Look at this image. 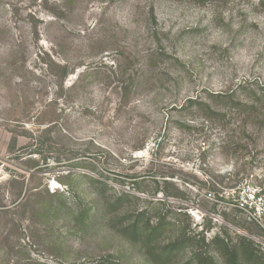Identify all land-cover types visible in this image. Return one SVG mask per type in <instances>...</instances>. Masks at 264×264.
Returning a JSON list of instances; mask_svg holds the SVG:
<instances>
[{
  "label": "rangeland",
  "instance_id": "1",
  "mask_svg": "<svg viewBox=\"0 0 264 264\" xmlns=\"http://www.w3.org/2000/svg\"><path fill=\"white\" fill-rule=\"evenodd\" d=\"M243 87H264V0H0V264H154L119 220L172 210L151 188L115 212L119 187L135 194L127 175H173L182 227L211 221L208 240L226 228L264 253V232L233 222L264 229V114L231 107ZM188 99L215 114L177 111ZM205 174L218 198L198 190Z\"/></svg>",
  "mask_w": 264,
  "mask_h": 264
},
{
  "label": "trees",
  "instance_id": "2",
  "mask_svg": "<svg viewBox=\"0 0 264 264\" xmlns=\"http://www.w3.org/2000/svg\"><path fill=\"white\" fill-rule=\"evenodd\" d=\"M150 15L153 17V12L150 11ZM66 67H62L65 70L64 76L67 75ZM87 75L86 72H82L78 78L79 82H82V78ZM133 83L122 88L123 95L128 96L131 92V86ZM75 84L71 88H75ZM245 96V99L229 96L231 107L235 110L250 114L251 116L264 114V87L256 89H250L243 87L241 89ZM207 110L211 114H215L212 108L205 103L198 102L196 100L188 99L184 107L177 109V111H191V110ZM146 141L142 140L137 142L131 149L132 152L141 151L145 148ZM79 176V174H78ZM85 176L91 183L103 184L106 183L97 179H93L90 176ZM205 179L199 182L198 190L209 194L210 197L214 196L218 198L222 187L218 185L223 182H217L211 175L205 174ZM221 176V175H217ZM123 180H130L132 190L135 194L126 191L123 187H119L118 194L113 198L110 203L111 208L115 212L119 210H126V203L130 200L141 201L137 194H147L144 190L153 189V194H161L162 200L157 202L163 206L169 207L172 210L170 215L154 214L151 209L146 205L138 208L134 211L131 219L124 218L119 220L120 227L118 233L126 238L132 245H139L144 254L154 264H169L172 259L181 251L190 249V264H215L214 256L212 252L218 254L223 259V264H264V253H262L258 245L245 236L236 235L235 239L229 236V231L226 228H222L219 234L214 235L208 240L204 234L210 230V222L208 226H204L200 233L192 235L189 232V225L183 227L179 224L180 217H188V209L191 208L185 205L169 206L168 199L180 200L184 198L183 192L172 181L173 175H159L158 178L150 177V180H146L139 175H127ZM242 182V179L236 181L231 187H223L231 189L234 193H237L240 189L238 185ZM153 184L155 187H148L146 184ZM206 196L204 194L203 200ZM222 198V196L220 197ZM145 203L152 202L149 199H144ZM151 204V203H150ZM238 206V205H237ZM246 208L244 204H241V208ZM125 208V209H124ZM80 218L84 219L85 216L81 213ZM207 218V216H206ZM86 219V218H85ZM118 222V224H119ZM237 226L250 232L258 231L264 232L263 227L259 223L257 217H247L233 221ZM167 226L171 227L170 232L173 233L172 237L166 239L165 242L162 239L167 235ZM163 243V244H162ZM215 250V251H213Z\"/></svg>",
  "mask_w": 264,
  "mask_h": 264
},
{
  "label": "built area",
  "instance_id": "3",
  "mask_svg": "<svg viewBox=\"0 0 264 264\" xmlns=\"http://www.w3.org/2000/svg\"><path fill=\"white\" fill-rule=\"evenodd\" d=\"M249 197L251 198V200H250L251 202L258 201L261 199L260 196L256 193V191L252 195H249ZM245 207L247 208V205H245ZM246 208L243 207L242 209H246Z\"/></svg>",
  "mask_w": 264,
  "mask_h": 264
}]
</instances>
